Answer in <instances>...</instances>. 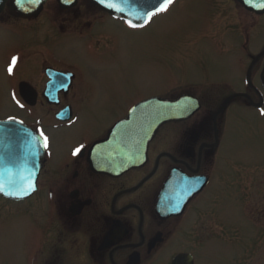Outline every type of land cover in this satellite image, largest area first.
<instances>
[{
    "label": "flooded vegetation",
    "instance_id": "af4514ba",
    "mask_svg": "<svg viewBox=\"0 0 264 264\" xmlns=\"http://www.w3.org/2000/svg\"><path fill=\"white\" fill-rule=\"evenodd\" d=\"M178 2L176 0L166 13ZM227 4L234 11H243L245 17L235 21L238 27L230 34L237 35L242 41L240 44L236 37L230 39L231 44L240 47L236 60L239 81L228 85L175 80L165 86L160 91L162 94L157 96L176 99L188 95L197 100L199 110L189 119L161 128L149 145L146 163L120 176L94 170L90 163V148L106 136L114 123L125 118L132 107L148 98L133 102L103 136L80 139L72 148H66L63 156L52 160L50 133L72 129L81 118L75 107L77 102H82L78 95L79 74L67 63L55 66L45 59L40 73L31 80L25 70L26 63L32 61L28 59L30 51L24 49L10 56L7 65L12 88L6 95L10 96L15 113L0 120H20L42 138H47L37 191L38 195L43 193L40 202L46 205L44 221L47 220V228L51 225L48 232L53 229L49 233L54 235L48 240V234H44L40 243L45 263L53 260L51 254L70 257L75 264H172L182 254H191L195 262L206 237L211 241L216 237L215 233H219V224L225 220L221 214L226 207L225 200L211 197L210 190L217 188L219 193L221 184L226 183L222 177L223 169L234 170L239 188L251 177L250 173L243 175L238 171L237 164L243 166V161L235 159V154L227 153L226 149L222 151L228 123L235 119L230 117V111L245 109L257 117H260L259 112H264V47L258 51L253 48V40L257 43L264 38V14L247 10L236 0H227ZM156 18L144 28H131L94 7L89 0H77L75 6L67 9L61 8L56 1L54 5L52 0L37 19H19L7 11L0 16V34L10 31L9 23L25 22L27 26V23H33L29 26L37 27L31 35L36 40L44 42L71 36L83 40L88 50L96 51L102 42H110L107 20L115 22L120 29L141 32L151 27ZM59 20L73 31L71 35L52 28ZM103 25L107 30H102ZM61 29L64 30L63 25ZM253 51L257 53L252 54ZM19 68L22 71L17 76ZM37 110L43 112L34 114ZM62 112H66L68 120L58 119ZM81 146L82 151L74 156V149ZM170 179L177 181L176 186H181L179 183L186 185L185 192L176 198L178 203L174 209L179 208L177 213L160 205V194ZM201 182L202 188L187 203L178 206L184 195ZM231 185L235 191L236 178ZM51 244V251L47 252ZM55 249L57 251L53 252Z\"/></svg>",
    "mask_w": 264,
    "mask_h": 264
},
{
    "label": "rangeland",
    "instance_id": "374dc122",
    "mask_svg": "<svg viewBox=\"0 0 264 264\" xmlns=\"http://www.w3.org/2000/svg\"><path fill=\"white\" fill-rule=\"evenodd\" d=\"M242 12L230 9L227 0H179L168 14L156 18L141 32L120 29L107 20L110 42H102L96 51L88 50L83 40L71 36L42 42L31 36L37 29L29 26L33 23H9L10 31L0 34V119L15 113L6 95L12 88L7 64L12 54L24 49L30 51L28 59H32L24 62L31 80L40 73L45 59L55 66L67 63L79 74L78 95L82 102L75 107L81 118L72 129L50 133L52 160L63 156L66 148H72L80 139L103 136L133 102L162 94L160 91L175 80L232 85L239 81L236 60L240 47L231 44L230 39L237 35L230 34L238 27L235 21L244 17ZM106 25L101 26L102 30H107ZM52 28L68 35L73 32L62 20L54 22ZM236 40L241 44V38ZM253 43L258 51L264 47V38ZM21 71L19 68L17 76ZM38 111L43 112L37 110L34 114ZM230 114L235 119L228 123L222 151L226 149L243 161L244 165L237 167L240 170L245 166L241 168L243 175L250 173L251 177L239 188L234 170L223 169L226 183L221 184L219 193L212 187L210 195L225 200V220L220 222L215 238L208 241L206 237L203 250L197 252L196 264H264V117L240 108L232 109ZM42 196L25 203L0 198V264H42L43 260L44 264H75L74 259L55 254L45 263L40 243L44 234H48V240L54 235L49 233L53 229L48 232L51 225L47 228L44 221L46 205L40 202Z\"/></svg>",
    "mask_w": 264,
    "mask_h": 264
},
{
    "label": "water",
    "instance_id": "95a60500",
    "mask_svg": "<svg viewBox=\"0 0 264 264\" xmlns=\"http://www.w3.org/2000/svg\"><path fill=\"white\" fill-rule=\"evenodd\" d=\"M46 1L40 0L38 5L18 7L15 0H0V13L7 6L10 11L16 12L18 17L35 18L42 11ZM60 1L63 2V0ZM263 1L249 0L250 3ZM91 2L112 15L137 21L140 24L149 20L144 15L146 11L156 14L169 5H166L164 0H127L126 3L121 4L124 11L120 12L106 6L101 0H91ZM257 7L254 5L255 9H250L260 10ZM257 12H264V10ZM186 105L189 106V110L181 111ZM196 110L197 107L190 105V100L186 97L175 101L154 98L139 104L127 119L117 123L111 129L106 140L93 147L91 151L93 166L99 167L101 172L108 173H124L139 167L144 163L148 144L158 129L165 123L188 118ZM43 155L42 140L35 132L16 121L0 122V187H2L0 195L12 200H24L32 196L36 190V176L41 167L40 161ZM23 168L28 174H22ZM169 185L163 192L160 204L176 213L179 211L178 207L174 209L178 203L176 198L185 192L186 185L180 183L181 186L176 188H169ZM194 190L197 192V189ZM191 196V193L185 194L178 206L185 204ZM173 264H193V258L190 255H181L174 260Z\"/></svg>",
    "mask_w": 264,
    "mask_h": 264
},
{
    "label": "snow or ice",
    "instance_id": "6c2138e0",
    "mask_svg": "<svg viewBox=\"0 0 264 264\" xmlns=\"http://www.w3.org/2000/svg\"><path fill=\"white\" fill-rule=\"evenodd\" d=\"M17 6H21V5H32V4H36L38 5L40 3V0H15ZM102 3H105L106 6L108 7H112L114 8L115 10L117 11H120V12H123L124 9L123 7L121 6L122 3H126L127 0H101ZM165 4L168 5V4H171L172 3V0H164ZM155 13H149V12H145L144 15L146 18H151V15H154ZM15 62V61H13ZM9 71H11V69H9ZM189 110V106H184L181 111H188ZM44 147H47V138L45 137L44 138ZM82 147H77L74 149L73 151V155H78L81 151H82ZM0 190H2V187H0Z\"/></svg>",
    "mask_w": 264,
    "mask_h": 264
}]
</instances>
